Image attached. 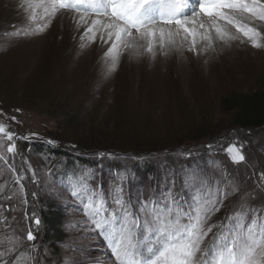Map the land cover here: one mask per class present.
Listing matches in <instances>:
<instances>
[{
	"label": "rangeland",
	"instance_id": "374dc122",
	"mask_svg": "<svg viewBox=\"0 0 264 264\" xmlns=\"http://www.w3.org/2000/svg\"><path fill=\"white\" fill-rule=\"evenodd\" d=\"M29 3L39 0H0V125L13 135L9 141L0 133V264H118L85 213L93 199L102 198L109 212L119 200L139 213L141 200L163 207L171 197L187 209L194 197L223 196L205 246L227 232L221 226L230 216H242L245 227L255 218L264 229V126L234 127L232 114L219 108L228 93L257 88L264 48L228 26L237 39L225 45L213 33L212 46L199 42L195 52L179 40L174 49L157 45L154 57L122 47L109 74L107 31L94 29L95 39L85 33L101 18L89 14L84 23L82 11L61 10L41 19L43 8ZM197 6L190 0L186 13ZM45 23L44 32L23 35ZM241 23L264 34V21L244 14ZM137 43L143 48L138 36ZM233 144L242 146L241 163L230 159ZM46 146L71 158L54 157ZM48 203L65 214L67 239L58 253L41 220Z\"/></svg>",
	"mask_w": 264,
	"mask_h": 264
},
{
	"label": "snow or ice",
	"instance_id": "6c2138e0",
	"mask_svg": "<svg viewBox=\"0 0 264 264\" xmlns=\"http://www.w3.org/2000/svg\"><path fill=\"white\" fill-rule=\"evenodd\" d=\"M189 4L190 0H39V3L27 6L33 10L43 8L41 19L48 17L51 20L61 10L82 11L84 15L80 16V22L84 23L86 15L100 17L92 20L93 27L85 29V33L91 32L95 39L94 29L107 31L108 41H111L107 52L111 57L109 74L117 68L122 47L133 57L144 52L154 57L157 45L161 50L174 49L179 40L181 45L190 41L189 51L195 52L199 42L207 41V47L212 46L213 33L215 39L225 45L237 39L228 26L242 33L252 47L264 48L261 43L264 34L241 23L244 14L250 19L264 21V0H197L198 6L190 15L186 13ZM48 26L45 23L23 35L40 34ZM137 36L144 42L143 48L137 43ZM0 133H5L9 141L13 139L12 133L6 132L3 125H0ZM241 147L233 144L227 149L235 164L245 160ZM13 149L14 146L9 145L8 152ZM78 187L80 192L86 191L82 182ZM116 203V212H109L102 198L93 199L84 205V210L98 234L111 245L118 264H264V229L255 218L245 227L242 216L228 217L229 223L221 226L222 230L227 227V232L224 235L214 233L210 244L205 246L206 238L217 227L206 225L220 210L223 196L219 201L215 198L202 201L194 197L187 209L171 197L159 202L165 205L163 207L154 200L149 207L148 202L141 200L139 213L121 206L119 200ZM35 223L38 225L39 219ZM26 239L29 242L35 240L32 231H28Z\"/></svg>",
	"mask_w": 264,
	"mask_h": 264
},
{
	"label": "trees",
	"instance_id": "16d2710c",
	"mask_svg": "<svg viewBox=\"0 0 264 264\" xmlns=\"http://www.w3.org/2000/svg\"><path fill=\"white\" fill-rule=\"evenodd\" d=\"M219 108L223 113H231V125L250 130L264 126V77L256 89L249 93L230 92L219 99ZM48 147V146H46ZM54 157H70L59 147H48ZM79 158L71 159L73 163ZM80 160V159H79ZM70 162V163H71ZM63 210L55 203L45 204L41 210V220L47 228L48 247L58 253V246L63 245L67 235L63 229Z\"/></svg>",
	"mask_w": 264,
	"mask_h": 264
},
{
	"label": "bare ground",
	"instance_id": "6f19581e",
	"mask_svg": "<svg viewBox=\"0 0 264 264\" xmlns=\"http://www.w3.org/2000/svg\"><path fill=\"white\" fill-rule=\"evenodd\" d=\"M190 5V4H189ZM100 18V17H99Z\"/></svg>",
	"mask_w": 264,
	"mask_h": 264
}]
</instances>
